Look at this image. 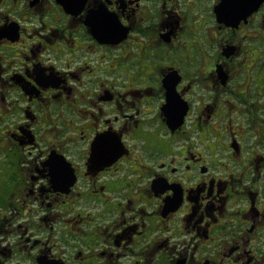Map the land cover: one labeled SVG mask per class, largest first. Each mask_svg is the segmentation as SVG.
Here are the masks:
<instances>
[{
	"label": "flooded vegetation",
	"instance_id": "obj_1",
	"mask_svg": "<svg viewBox=\"0 0 264 264\" xmlns=\"http://www.w3.org/2000/svg\"><path fill=\"white\" fill-rule=\"evenodd\" d=\"M0 264H264V0H0Z\"/></svg>",
	"mask_w": 264,
	"mask_h": 264
}]
</instances>
